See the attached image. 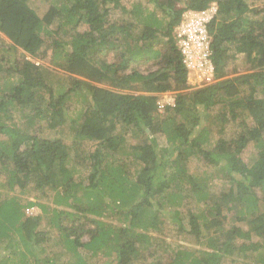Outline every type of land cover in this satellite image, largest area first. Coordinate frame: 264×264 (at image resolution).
Masks as SVG:
<instances>
[{
    "label": "trees",
    "instance_id": "trees-1",
    "mask_svg": "<svg viewBox=\"0 0 264 264\" xmlns=\"http://www.w3.org/2000/svg\"><path fill=\"white\" fill-rule=\"evenodd\" d=\"M42 1L0 0V177L20 194H0V264H56L40 199L72 264H264V0ZM211 4L214 83L192 88L176 28Z\"/></svg>",
    "mask_w": 264,
    "mask_h": 264
},
{
    "label": "rangeland",
    "instance_id": "rangeland-1",
    "mask_svg": "<svg viewBox=\"0 0 264 264\" xmlns=\"http://www.w3.org/2000/svg\"><path fill=\"white\" fill-rule=\"evenodd\" d=\"M138 2L142 5V7L149 9L150 5L147 4L146 0H129L130 5L132 3H138ZM43 4H44V2L42 0H37V2H36V5H38L37 8L40 9V15H41V7H42ZM0 37L3 38L1 35H0ZM16 53H18L16 57H19V55L21 54V51H17ZM40 64H42V63H40ZM239 65H243V62L240 61ZM40 66H42L46 70V72H47L46 79L48 80V83L51 84L52 86H55L56 83H59V81H61V82L63 81L64 75H63V73L60 70L54 69V68H52V67H50V66H48L46 64L45 65L42 64ZM212 82L214 83V80ZM172 97H173L172 94H165V95H163L161 97V102L163 101L162 103L165 104L166 102L171 101ZM211 113L213 114V113H215V111H211ZM209 128L213 132H214V129H216V127L214 126V123L213 124L210 123ZM238 132H239V130L237 128H235V129H233V128L226 129L225 130V137L227 139L229 137H232L235 133H238ZM63 133H65V135H63ZM66 133H69V130L67 128L63 129L61 134L58 135V137H60L61 135L66 137ZM130 135H132V134L130 133ZM130 135L126 136V143H125L126 145H124L125 148L127 147V145H131V143H132V141L129 138ZM51 137H52V133H50L48 135V138H51ZM162 143H163V141L159 140V146L160 147H162ZM86 149H88V146L86 147ZM253 154H254V151H252V150L251 151L249 150L248 152H246L245 156H244L245 160L247 162H252L253 157H254ZM189 170H190V172L192 174L198 175L199 177L200 176L201 177H206V175L207 176L216 177L220 173V170L218 168L217 169H210V168L205 169L203 164L201 162H199L198 160H195V159H191V161L189 163ZM2 184L5 185V183L3 181V177H0V194L5 195L6 189H5L4 185H2ZM209 188H210L211 191H214V192H217V193L220 192L223 189L222 186H221V182L219 180L212 181L211 182V186H209ZM6 194L8 196H16V197L20 196V194H19L17 189L15 190V192L6 193ZM22 199H24V200L21 201L23 203L26 200L32 201L31 197H29V198L28 197L27 198L26 197H22ZM38 202H40L42 204L47 203V205H48L50 210L53 209V208H58V206L56 204L52 203L51 199L48 200V201L40 199V200H38ZM193 206L198 209V204L194 205V200L193 199H189V200L185 201V203H183V206L181 207V209L179 211L183 214L186 211L187 208H190V207H193ZM202 207H203V205L200 206V209H202ZM50 210L48 211L47 214L43 215L42 220H41V224L39 226V230L44 231L46 233V235L48 236V239L50 240L49 243L45 244V247H47L46 248L47 252L50 253V255H55L56 256V264H72L73 259L71 258V256L65 252V249H63L62 246L59 243H57V242H59L58 238H57V234H58L57 231L48 224L49 223V218L51 216ZM25 214L28 215V216H37V215L40 216V215H42L39 207H32L30 209H26L25 210ZM160 219L163 221V223L160 225V228H159L160 229V234L162 232V237L166 238L165 241H166L168 246H171V247H174V248L177 247L178 243L175 240L174 232L171 231V227L173 225L172 218H170L169 214H165L164 216L160 217ZM168 230H170L171 233L169 232V234H168ZM79 252L81 253V255H83L85 257L87 264H102L100 262L98 263V261L95 258H92L84 250H79ZM143 253L147 254L146 250L143 251ZM59 254H61V256ZM4 255H5L4 250L3 249L0 250V258L2 256H4ZM143 257L147 258V255H144ZM156 258H160L161 259L163 257L160 256V257H156ZM152 260H155V258H153V259L150 258L149 259V261H152ZM163 261L166 262L167 260L163 259Z\"/></svg>",
    "mask_w": 264,
    "mask_h": 264
},
{
    "label": "built area",
    "instance_id": "built-area-1",
    "mask_svg": "<svg viewBox=\"0 0 264 264\" xmlns=\"http://www.w3.org/2000/svg\"><path fill=\"white\" fill-rule=\"evenodd\" d=\"M216 14L215 4H211L205 11H189L184 14L176 28L177 45L183 57V64L189 72L187 83L192 88L213 83L208 25ZM162 102L161 99L158 102L161 111L166 105L173 106V97L165 104Z\"/></svg>",
    "mask_w": 264,
    "mask_h": 264
}]
</instances>
